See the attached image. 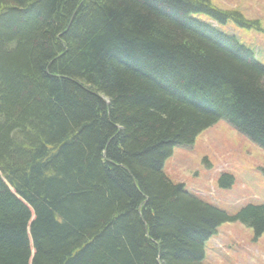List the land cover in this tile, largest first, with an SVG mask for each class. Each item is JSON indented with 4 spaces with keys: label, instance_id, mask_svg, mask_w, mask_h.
Returning a JSON list of instances; mask_svg holds the SVG:
<instances>
[{
    "label": "trees",
    "instance_id": "16d2710c",
    "mask_svg": "<svg viewBox=\"0 0 264 264\" xmlns=\"http://www.w3.org/2000/svg\"><path fill=\"white\" fill-rule=\"evenodd\" d=\"M229 22L264 30L212 0H0V264H205L222 223L264 233V203L164 170L221 119L264 148V64Z\"/></svg>",
    "mask_w": 264,
    "mask_h": 264
},
{
    "label": "rangeland",
    "instance_id": "374dc122",
    "mask_svg": "<svg viewBox=\"0 0 264 264\" xmlns=\"http://www.w3.org/2000/svg\"><path fill=\"white\" fill-rule=\"evenodd\" d=\"M224 9H237L251 19H259L264 28V0H212ZM196 18L211 22L205 14ZM222 30L235 34L240 42L255 50L257 60L264 64V30L244 29L235 23ZM264 148L228 121L221 119L202 131L189 146H176L164 170L175 183L231 215L247 204L264 203ZM224 172L234 176L230 188L219 185ZM205 264H264V233L256 236L254 229L241 221L222 223L216 235L205 244Z\"/></svg>",
    "mask_w": 264,
    "mask_h": 264
}]
</instances>
